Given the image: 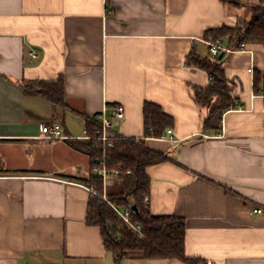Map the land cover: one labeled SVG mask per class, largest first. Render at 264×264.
<instances>
[{
	"label": "crops",
	"instance_id": "1",
	"mask_svg": "<svg viewBox=\"0 0 264 264\" xmlns=\"http://www.w3.org/2000/svg\"><path fill=\"white\" fill-rule=\"evenodd\" d=\"M261 2L0 0V264H115L100 228L87 224L94 172L74 144L85 142L79 138L92 116L119 105L126 114L115 133L169 156L147 169L144 205L184 220L187 256L264 264V97L254 88L255 76H264V47L224 55L238 106L216 116L213 130L205 131L208 109L195 97L211 78L187 64L191 54L214 59L207 31L250 22ZM59 80L64 106L38 93L41 83ZM147 104L174 122L162 139L144 138ZM52 123L71 139L42 140ZM111 178L107 196L121 192ZM126 262L187 264L136 254Z\"/></svg>",
	"mask_w": 264,
	"mask_h": 264
},
{
	"label": "trees",
	"instance_id": "2",
	"mask_svg": "<svg viewBox=\"0 0 264 264\" xmlns=\"http://www.w3.org/2000/svg\"><path fill=\"white\" fill-rule=\"evenodd\" d=\"M205 39H212L213 42L221 40L222 44L225 43L227 49L232 51H239L247 44H259L264 47V0L259 6L253 7V18L250 22L209 30ZM224 58L201 59L191 54L187 59L188 65L205 71L211 78L209 87L195 89L197 102L201 107L208 109L205 131L212 129L211 122L216 116L238 106L237 99L232 96L227 83ZM254 82L255 93L264 92V76L256 75ZM38 93L56 106H64L63 80L41 83ZM144 117L145 139H162L165 132L174 125L171 117L153 104L145 105ZM74 147L89 155L92 169L103 157L102 153L93 149L88 142H77ZM106 159L110 169L120 172L118 181L122 191L108 194V201L100 197L92 198L89 202L87 224L100 228L105 249L112 255L114 263L124 264L136 254L145 260L174 259L187 264H199V261L189 258L186 254L187 227L184 220L154 216L144 205L151 185L147 169L169 161V156L152 150L145 142L137 143L135 140L125 139L116 141L114 148L106 151ZM89 185L99 194L103 193L102 181L95 175L90 179ZM131 201H134L139 210L133 217V222L141 225L142 235H137L126 226L112 207L124 210L130 206Z\"/></svg>",
	"mask_w": 264,
	"mask_h": 264
},
{
	"label": "built area",
	"instance_id": "3",
	"mask_svg": "<svg viewBox=\"0 0 264 264\" xmlns=\"http://www.w3.org/2000/svg\"><path fill=\"white\" fill-rule=\"evenodd\" d=\"M207 44L210 46V54L213 58H218L222 54H232L236 51H232L227 48L222 47V41L217 40L213 42L209 40ZM246 46H242V49L239 51H243ZM38 58L37 54L33 51L30 53L29 60L30 62L35 61ZM249 73L253 74V69H249ZM256 96L264 97V92H259L255 94ZM125 107L124 106H115L108 110L107 107H104L102 111L96 113L92 116L88 124L83 128V134L79 138L81 141H85L91 144L92 148L102 153V158H100L93 169L94 175L101 179L103 184V193L99 194L95 189H91V193L93 197H100L104 201H108V197L106 195V184L108 178L113 176L115 178L120 177V172L118 170L110 169L108 167V162L106 159V151L109 149H113L115 146V142L118 140H124L120 136L115 133V128L117 124L122 122L125 119ZM168 134L171 135L172 131H168ZM41 139L44 141H58V140H68L71 137H67L63 135V132L60 126L56 123H52L49 125H44L41 130ZM137 143H140L142 139H136ZM130 175V172L128 173ZM145 202H149V198L145 197ZM134 205L131 204L127 209L120 210L115 206H112L114 210L117 212L119 217L122 219L124 224L132 229L137 235H142V227L140 224L133 222V217L136 213L133 211L132 207ZM255 215H262V209H255L253 211ZM206 264H213L212 261H208Z\"/></svg>",
	"mask_w": 264,
	"mask_h": 264
},
{
	"label": "rangeland",
	"instance_id": "4",
	"mask_svg": "<svg viewBox=\"0 0 264 264\" xmlns=\"http://www.w3.org/2000/svg\"><path fill=\"white\" fill-rule=\"evenodd\" d=\"M110 177H111V176H110ZM110 177L108 178V181H107V183L109 184V186H111V183H112L111 180L113 179V178L110 179ZM115 179H116V178H115ZM115 182H116V181H115ZM117 182H119V181H117ZM109 189H110V188H109ZM116 191H118V192H119V191H122L121 186L119 187V190H116ZM113 192H114V190L112 189L111 193H113ZM125 264H130V262H126Z\"/></svg>",
	"mask_w": 264,
	"mask_h": 264
},
{
	"label": "water",
	"instance_id": "5",
	"mask_svg": "<svg viewBox=\"0 0 264 264\" xmlns=\"http://www.w3.org/2000/svg\"><path fill=\"white\" fill-rule=\"evenodd\" d=\"M223 57H224V54H222V55L219 57V59L221 60V59H223ZM132 209H133V211H134L136 214L139 212L137 206H135V205L132 207Z\"/></svg>",
	"mask_w": 264,
	"mask_h": 264
}]
</instances>
